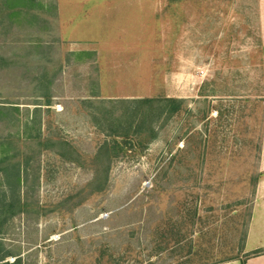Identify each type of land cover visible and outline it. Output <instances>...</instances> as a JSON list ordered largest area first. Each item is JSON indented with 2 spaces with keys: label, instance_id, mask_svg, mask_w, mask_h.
I'll list each match as a JSON object with an SVG mask.
<instances>
[{
  "label": "rangeland",
  "instance_id": "374dc122",
  "mask_svg": "<svg viewBox=\"0 0 264 264\" xmlns=\"http://www.w3.org/2000/svg\"><path fill=\"white\" fill-rule=\"evenodd\" d=\"M259 2L0 0V264L246 257Z\"/></svg>",
  "mask_w": 264,
  "mask_h": 264
},
{
  "label": "crops",
  "instance_id": "0c3cea01",
  "mask_svg": "<svg viewBox=\"0 0 264 264\" xmlns=\"http://www.w3.org/2000/svg\"><path fill=\"white\" fill-rule=\"evenodd\" d=\"M258 10L261 17H264V0H260ZM259 168L255 205L243 247V254L246 257L225 264H264V129Z\"/></svg>",
  "mask_w": 264,
  "mask_h": 264
},
{
  "label": "trees",
  "instance_id": "16d2710c",
  "mask_svg": "<svg viewBox=\"0 0 264 264\" xmlns=\"http://www.w3.org/2000/svg\"><path fill=\"white\" fill-rule=\"evenodd\" d=\"M11 2H21L22 0H10ZM32 2H34V0H32ZM155 99H149V98H144V99H141L140 102L144 105V104H152L154 105L155 103ZM163 102H165V106L168 107V109H164V111L167 113V116L170 118V117H173L175 116L179 111H181L182 107H183V102L180 101V100H177V99H171V98H165L163 100ZM149 117V116H148ZM150 119V118H149ZM149 119L147 117L143 118L142 122L140 120V124H139V130L140 132L143 130V127L147 124V122L149 121ZM151 123V122H150ZM152 125V124H151ZM152 135L151 136V139L154 140L157 138V132L155 131V129L153 128V126H151V129H150ZM124 142H128V137H124ZM127 144V143H126ZM123 148V147H122ZM11 209V207H10Z\"/></svg>",
  "mask_w": 264,
  "mask_h": 264
}]
</instances>
